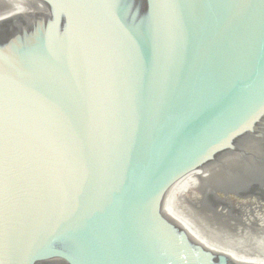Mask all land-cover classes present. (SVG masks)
Listing matches in <instances>:
<instances>
[{
    "label": "water",
    "instance_id": "water-1",
    "mask_svg": "<svg viewBox=\"0 0 264 264\" xmlns=\"http://www.w3.org/2000/svg\"><path fill=\"white\" fill-rule=\"evenodd\" d=\"M28 3L0 26V264H264V200L225 189L264 184V0ZM230 156L256 166L221 185Z\"/></svg>",
    "mask_w": 264,
    "mask_h": 264
},
{
    "label": "rangeland",
    "instance_id": "rangeland-1",
    "mask_svg": "<svg viewBox=\"0 0 264 264\" xmlns=\"http://www.w3.org/2000/svg\"><path fill=\"white\" fill-rule=\"evenodd\" d=\"M251 148H252V151L255 153V156L256 157H258L259 158V160L258 161H260V160H264V142H260V141H257V142H254L253 144H252V146H251ZM255 156H253V158L255 157ZM251 159V158H249V157H237V158H233V159H231L230 161H232V166H234V170H233V172L235 173V176H236V178L237 177H240L241 175H242V177L241 178H244V175H243V173H241V172H243L244 170H248L246 173H245V177L246 176H248L249 174H247L249 171H252L253 169H255V166L256 165H254L253 164V162L254 161H256V160H254V159ZM229 161V162H230ZM227 165H228V163H226ZM221 165H222V168H221V170H223V171H225V172H228V170H226V168H228V167H224L223 165H224V162L223 163H221ZM230 170V169H229ZM216 176H218V175H216ZM220 177H225V176H222V175H220L219 177H217V181L220 183L221 181L219 180V178ZM230 177H232V175H230ZM231 180V179H230ZM229 180V181H230ZM233 181H235V180H233ZM233 181H231V182H233ZM235 182H238V181H235ZM221 184V183H220ZM243 184H247V183H245V182H243ZM232 197H237V196H233V195H231Z\"/></svg>",
    "mask_w": 264,
    "mask_h": 264
},
{
    "label": "bare ground",
    "instance_id": "bare-ground-1",
    "mask_svg": "<svg viewBox=\"0 0 264 264\" xmlns=\"http://www.w3.org/2000/svg\"><path fill=\"white\" fill-rule=\"evenodd\" d=\"M231 159H233L232 156L227 158L224 161V165H223L225 168L228 167V168H226V170H228V172L221 170V168H222L221 164H216L212 168H208V171L215 177V179H217V177H219L220 175L223 176V175H226L228 173L233 172V170L235 168H234V166H232L233 163H232V161H230ZM226 163H228V165ZM216 175H218V176H216ZM219 179H225V178L220 177ZM228 182H230V181H228ZM228 182H225L224 184H221V185L228 184ZM220 183H222V182H220ZM225 189L227 190V192L230 195L237 196L239 198H250V199L264 200V184L260 188H255V189L244 188V189H241L242 191L239 189H237V190H234V189L231 190V189H227V188H225Z\"/></svg>",
    "mask_w": 264,
    "mask_h": 264
},
{
    "label": "flooded vegetation",
    "instance_id": "flooded-vegetation-1",
    "mask_svg": "<svg viewBox=\"0 0 264 264\" xmlns=\"http://www.w3.org/2000/svg\"><path fill=\"white\" fill-rule=\"evenodd\" d=\"M14 2L16 3V0H5V1L0 0V15H2L1 14L2 12L11 11L15 6ZM21 6L24 7V9L22 10L23 11L22 13L18 15H16L15 13L5 18L4 20H0V26L2 27L3 25L5 27L3 29H7V24L10 26L14 23L15 24L21 23V25L26 24V27L30 25L29 23L32 22V20L30 19L32 17L30 16L34 13V9L32 10L30 8L31 5L28 3V0L22 1Z\"/></svg>",
    "mask_w": 264,
    "mask_h": 264
}]
</instances>
